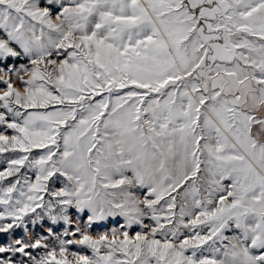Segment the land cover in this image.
Listing matches in <instances>:
<instances>
[{"label":"snow or ice","instance_id":"obj_1","mask_svg":"<svg viewBox=\"0 0 264 264\" xmlns=\"http://www.w3.org/2000/svg\"><path fill=\"white\" fill-rule=\"evenodd\" d=\"M0 85V264H264V0H0Z\"/></svg>","mask_w":264,"mask_h":264},{"label":"rangeland","instance_id":"obj_2","mask_svg":"<svg viewBox=\"0 0 264 264\" xmlns=\"http://www.w3.org/2000/svg\"><path fill=\"white\" fill-rule=\"evenodd\" d=\"M11 59L9 60V63H11ZM19 62H25V61H19ZM18 62V63H19ZM4 87L3 85H0V88ZM21 90H23L21 88ZM3 165H0V168H2ZM58 186V185H57ZM86 218V217H84ZM123 222L122 218H116V219H109L107 221H102L99 222L97 224H94L91 232L92 234L95 236L97 233L99 232H103V231H107L109 229H111L114 226H118L120 223ZM139 228L137 226H134V228L131 230V233H134L135 231H138ZM29 231L31 233L32 238L34 239L38 234L45 232L46 231V227L45 228H41L40 226H33L29 223ZM24 230L23 228H15L13 230L10 231L9 233H0V244H5L9 241L10 238L14 239V238H19L24 236ZM72 250H76V251H84L87 252L88 254H90V250L88 249H82V248H76V246L72 247Z\"/></svg>","mask_w":264,"mask_h":264}]
</instances>
